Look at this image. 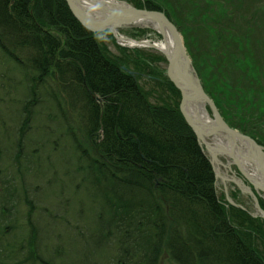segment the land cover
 <instances>
[{
    "label": "trees",
    "instance_id": "obj_1",
    "mask_svg": "<svg viewBox=\"0 0 264 264\" xmlns=\"http://www.w3.org/2000/svg\"><path fill=\"white\" fill-rule=\"evenodd\" d=\"M187 1L138 0L135 5L164 12L179 22L176 25L205 91L201 71L206 67L204 58L225 78L223 87L214 93L219 100L216 106L223 108L229 126L264 145V114L255 113L264 105V81L252 78L249 72L254 59L264 71V13L261 18L259 9L264 0H237L253 3L251 8L243 6L244 11L253 12L251 19L244 21L247 27L239 31L235 9L229 12L225 7L226 13L219 14L213 8L235 0H210L212 6L209 2ZM190 8L201 9L202 14L208 10L209 23L217 27L215 45H209L212 41L206 39L210 29L204 24V15L198 20L203 27L198 34L183 26L181 14ZM131 36L137 37V33ZM109 38L115 41L112 34ZM117 50L121 55L114 57L98 35L74 17L66 0H0V54L20 74L18 85H25V93L19 96L22 107L15 118L17 126L0 133V213L5 208L16 210L10 227L0 228L3 264H87L86 254L78 246L88 241L70 240L78 239L92 226V237L99 239L102 235L96 243L99 249L107 248L112 240L118 244L117 264H161L163 255L175 264H264V222L241 210H228L221 203L212 166L197 136L181 115L178 103H168L162 97L166 91L169 99H181L165 70L155 66L165 63V58L144 51L136 56L123 54L127 50L118 46ZM243 58L246 61L241 63ZM199 59L204 67L198 64ZM122 66L137 72V79ZM9 72L3 73L17 84L15 74ZM143 76L152 80L150 90L141 87ZM227 80L239 82L236 87L241 95ZM42 90L51 93L58 111L48 117L64 125V134L62 127L56 129L49 147L39 149L36 157L35 150L28 151L35 144L29 143L28 137L38 135L32 119L41 104ZM152 97L161 104L152 105ZM78 108L82 121L67 115L76 116ZM173 115L179 120H173ZM9 118L4 103L0 124H6ZM44 135L52 137V131ZM63 136L70 139V146L61 145ZM44 154L59 160L68 158L74 171L64 168L75 176L72 182L79 180L78 188L88 187L91 195H98L94 207L99 209V205L101 211L91 218L92 224L87 218L93 208L77 206L72 197L64 196L65 188L56 190L58 197L51 193L39 200L40 221L32 220L30 226L17 229L23 223L17 204L25 187L32 189L27 183L33 182L29 165H38L43 177L53 167V161ZM11 159L20 171L9 180L3 176ZM82 181L86 183L80 186ZM66 199L72 204L68 201L66 205ZM26 203L34 212V202L26 199ZM64 204L71 207L70 211ZM62 211L66 217L60 215ZM71 212L75 216L71 217ZM16 229L20 249L5 233Z\"/></svg>",
    "mask_w": 264,
    "mask_h": 264
},
{
    "label": "rangeland",
    "instance_id": "obj_2",
    "mask_svg": "<svg viewBox=\"0 0 264 264\" xmlns=\"http://www.w3.org/2000/svg\"><path fill=\"white\" fill-rule=\"evenodd\" d=\"M119 1H123L126 2L127 4L131 5L132 7L138 8L135 5V2H138V0H119ZM184 3L188 4L189 2L187 0H183ZM200 3L203 2H209V4L212 6L213 2L210 0H198ZM240 1V0H239ZM244 3H240L237 0H235L233 3L229 4V5H225L223 3L219 4V5H214V10L216 11L215 13H226V9L225 7L229 10V12L234 11L235 9V13L238 15V19H240L239 23L237 24V30L239 31V28H246L247 24H244L245 20L251 19L250 15H252L251 12L253 11H244L243 6H245L246 8H251L252 6V2H247V1H241ZM210 6V7H211ZM141 9V8H139ZM261 14L260 17L263 18L262 14L264 13V3L262 5H260L259 7ZM183 16L182 19V24L185 28L191 29L194 32H196L198 34V30L203 28V27H199V17L201 15H204L206 17L204 24L210 29L207 33L210 34L209 38H206L209 41H212V44L209 45H215L217 42V36L216 33L217 32V27L213 28L211 26V24L209 23L208 19H207V15H208V10L202 14V10L201 9H197V8H190L187 9L184 12V15L181 14ZM225 17H227V14H225ZM258 17V18H260ZM237 19V20H238ZM264 19V18H263ZM227 20V18H226ZM260 23L262 21L257 20ZM179 22H176V24ZM226 23V22H225ZM178 27V26H177ZM179 28V27H178ZM214 30V31H213ZM216 30V31H215ZM107 31L101 33V34H97L100 42L105 45L107 47V49L114 54V57H118L119 55H121V51L118 52L117 50V46L121 48L119 42L117 41V39H115V36L113 33H106ZM137 33V37L138 39H142V40H148V41H153V42H161L162 38L159 34L156 33V31L150 27L148 28H126V29H122L119 31L118 35L120 37V35H124V36H131V34L133 33ZM236 32V31H233ZM109 34H112L113 38L115 41H112V39L109 38ZM204 45H207L206 43H204ZM127 51L123 52V54H130L131 56H136V54L138 52L144 51L146 54L148 55H152V56H157V54H160L158 50L155 49H151V48H140V49H127L124 48ZM263 50V49H262ZM263 54V52H262ZM264 57V55H263ZM262 58V57H261ZM260 58V61H261ZM206 67H204L202 65V60L199 59V65L203 66L205 69H201L202 73H203V79H204V83H205V87L208 90V92H206L210 98L215 102H219V100L215 97V93L214 91L221 89L223 87V83L226 82L224 79V77H222V75L220 74V72H218V70H216V68L209 62L207 61L206 58L203 59ZM193 61V60H192ZM246 60L243 58L241 63H244ZM251 61V58H250ZM255 64H253L250 69L249 72L252 76V78L254 79H258L259 81H264V71L261 72L260 69L256 66V60L254 59ZM0 62H1V66L2 68H0V107H3V104L6 103L7 108H8V112H9V120H7L6 124H0V133L3 130H7L8 128L11 129L15 126H17V124H15V118L16 116H18V112L19 109H21L22 105L21 103H19L21 101V98H19V96L25 93V85L24 83H22L21 85H18V80L20 78V74L16 71V69L13 66H10L9 64H7L6 59L4 58V56L2 54H0ZM160 66L162 69H164L166 67V65L164 63H158L155 66ZM194 65V64H193ZM243 65V64H241ZM195 67V66H194ZM229 69V68H228ZM232 69H233V75L235 77H237L235 75L234 72V66L232 65ZM12 71L15 76H16V82L17 84H15V81L10 79L9 77H7L3 72H7L10 74L9 71ZM197 71V70H196ZM238 78V77H237ZM233 89H238L236 86L239 85V82L235 81L234 82L236 84H232V80H227ZM141 87L145 88L146 90H150L154 84L152 82V80L147 79L146 77H142L141 80L139 81ZM203 86V83H202ZM230 85H228V88H231ZM244 86V90H248V86L247 85H243ZM55 88V87H54ZM144 89V90H145ZM203 89L205 90L204 86ZM232 89V91H233ZM248 92V91H247ZM161 93V92H160ZM166 91H164V94H162L163 98L168 102V103H172V104H177L180 107V100L176 99V98H172L169 99L168 97H166ZM51 93L46 92L45 90H42V97H41V104L37 107V111L34 113L33 119H32V127H34L35 129V134H38L37 136L33 135V136H29L28 137V141L29 143H35L32 144V147L28 148V151H36V157H38V150L42 149V148H46L49 147L50 141L53 140L56 137V129H59V127H62L63 130V134H64V125L63 124H57V122H53L50 120V118L48 117V115H54L58 110L57 108L54 106L53 101H52V97L50 95ZM239 95H241L240 90L238 89V93ZM251 99L253 98V95L250 97ZM242 103H244V101H241ZM150 103L152 105L155 104H161V102H159L155 97H152L150 99ZM256 106H261V105H256ZM223 111V108L220 107L219 109V114L221 116V118L223 119V121L226 123L227 120L225 118V113ZM76 112V116L72 113L67 114L70 118L72 119H76L82 121L81 117H80V109H75ZM171 112V111H170ZM255 113H261L264 114V105L262 107H260L259 109H257V111H255ZM57 117V115L54 116V118L52 120H54ZM171 117V116H170ZM173 120L178 121L179 119L173 115ZM78 124L79 121H77ZM228 123V122H227ZM226 123V124H227ZM228 125V124H227ZM52 131V137L47 135H44L45 131ZM3 134V133H2ZM64 137V141H62L61 145H67L70 146L71 145V141L70 139H68V137L63 136ZM55 155V153L53 154ZM43 157H48V155L44 154ZM68 157V156H67ZM48 160H50L51 162L53 161V167L50 170V174L48 176H44L43 177V171L40 168L39 170V166L35 165V164H30V168H31V174L33 175V182H29V180L27 181V183L31 186L32 189L28 188L27 186L25 187V192L22 193V195L20 196V200L18 202V207L21 209L22 211V220L23 223L21 224L22 227L30 226L29 222L32 220L35 221H40V213L41 210L39 209V200L40 199H45V195L49 194L51 195V193H54L56 197L59 196V193L56 192L57 189H65L66 188V194H64V196L66 197H72V200L74 199L76 201V205L78 206V204L80 206H82V208H86V210H90L91 208H93L92 214L88 215L89 220L87 218V221L92 224V219L91 218H95L98 217V213L101 211V207L99 205H97V207H99V209H95V204L94 201L95 199H98V195H96L95 193H93L92 195L89 193L88 187L81 190L82 187L78 188V184H79V180L72 182L73 180H75V176L73 174H68L66 169L64 167H68V169L72 172L74 171L73 166L70 164L68 158H65L63 160H59L56 158H49ZM75 159H72V161H74ZM222 160V158H221ZM11 162L8 163L7 168L5 169V173L6 175L3 176L5 178H8L9 180L14 179L15 176H17V173L20 171V169L18 168V166L12 162V159L10 160ZM225 161V160H224ZM25 160L22 163L21 169L23 167ZM30 162H32L30 160ZM234 169V168H233ZM235 170V169H234ZM25 176L28 178H31V176H29L27 173H25ZM19 180V179H18ZM60 181V183L58 184V182ZM35 182V183H34ZM86 182L82 181L80 186H83ZM45 184H48V188H45ZM65 185H67L65 187ZM218 190V189H217ZM35 195H34V193ZM220 194V191H219ZM236 194V193H235ZM72 195V196H71ZM236 198L237 199H241L242 197L238 194H236ZM26 199H28L29 202H34V205L36 206L34 212H31L32 207L30 204L26 203ZM65 199V198H64ZM67 200V199H66ZM68 201H66V205L68 204ZM70 202V201H69ZM72 204V202H70ZM2 204V199L0 197V205ZM244 204L248 207L249 210L253 211V202L245 199L244 200ZM65 204L63 205L64 207L66 206ZM65 208H67L68 211H70V206H66ZM76 209V208H75ZM81 208L78 207V210H80ZM96 210V211H95ZM60 215L62 217H66L65 212H61ZM75 216L74 213L71 212V217ZM48 218V217H47ZM89 225V224H88ZM94 226H92V228H89L90 231H86L84 233H82L78 239H71V242H76L79 239H82L84 241H88V242H84L82 244H80L79 249L83 251L84 256H85V262L87 264H117L118 257H117V252H118V244L112 240V242L110 241L109 244V249L107 248H103V249H99L98 246L96 245V243L98 241H100V239L102 238V235H99V239L96 237V235H93V228ZM33 228H31V233H30V239L32 240L33 238ZM69 241V242H70ZM87 243H89L88 247H87ZM69 244V243H68ZM66 258V257H65ZM168 259L171 261V259L169 258V256H162L161 262L165 263V264H175L174 262H168ZM76 260V259H75ZM74 260V261H75ZM161 263V264H162ZM15 264V262H14ZM69 264H72V262H70ZM75 264V263H74Z\"/></svg>",
    "mask_w": 264,
    "mask_h": 264
},
{
    "label": "water",
    "instance_id": "obj_3",
    "mask_svg": "<svg viewBox=\"0 0 264 264\" xmlns=\"http://www.w3.org/2000/svg\"><path fill=\"white\" fill-rule=\"evenodd\" d=\"M66 2L74 17L83 27L92 33L108 30L119 40L117 32L126 28L149 27L154 24L158 25L163 31H168L170 38L167 44V50L163 53L167 60L166 76L181 93L180 111L185 121L194 130L200 143H204L206 146V138L209 140L215 138L216 140L223 139L227 141L228 147L230 148V155L241 169L242 174H244L257 189L264 192V147L258 145L251 137L230 128L223 121L216 105L205 93L201 80L193 65V61L187 52L183 36L176 23L171 18L166 16L163 12L138 9L119 0L109 1L117 3L112 4L110 7H98V4L93 0H66ZM85 4H90V7L85 6ZM159 34L163 38L162 41H165V32ZM128 39L140 41L144 44L135 47L132 46V48L154 49L148 40H135L128 37L122 38V40ZM122 69L131 76L136 77V72L125 66H123ZM197 99L200 103L198 106H196ZM96 100L98 102L102 101L99 97H96ZM189 105H191L192 110L197 113L198 108L208 113L207 106H209L215 120L211 119L209 115L208 118L210 122H207L206 118L203 116H193L189 111ZM210 152L213 156V160H216L215 153L212 151ZM236 154L252 166V170L255 171L257 177L252 178L244 172ZM258 210L262 217H264V211H262L260 207H258Z\"/></svg>",
    "mask_w": 264,
    "mask_h": 264
},
{
    "label": "bare ground",
    "instance_id": "obj_4",
    "mask_svg": "<svg viewBox=\"0 0 264 264\" xmlns=\"http://www.w3.org/2000/svg\"><path fill=\"white\" fill-rule=\"evenodd\" d=\"M96 4H98V7L100 6H107V7H110L112 6V4H117V3H113V2H109V1H112V0H93ZM85 6H88L90 7V4H85ZM150 28L154 29L156 32L158 33H164L165 32V35H166V40L165 41H161V42H149L152 47H154V49L164 53L166 52L167 50V44L169 42V34H168V31H163L158 25H150L149 26ZM121 44L122 45H126V46H140V45H144L142 42L140 41H132L130 39L128 40H122L121 41ZM192 101V100H191ZM193 102V101H192ZM194 103V102H193ZM200 103L197 99V105L198 106ZM189 111L190 113L193 115V116H196V115H200V116H203L206 118V121L207 122H210V119L208 118V113L206 111H204L203 109L201 108H198V113L196 111H193L192 108H191V105H189ZM206 143H207V146L209 147V150H212V148L214 147H217L218 145V141L217 140H209L208 138H206ZM219 156V153L217 154ZM225 157L227 158V155H225ZM218 158V157H217ZM231 178V177H230Z\"/></svg>",
    "mask_w": 264,
    "mask_h": 264
},
{
    "label": "flooded vegetation",
    "instance_id": "obj_5",
    "mask_svg": "<svg viewBox=\"0 0 264 264\" xmlns=\"http://www.w3.org/2000/svg\"><path fill=\"white\" fill-rule=\"evenodd\" d=\"M221 157L223 159H225L224 156H221ZM226 161L228 162V160H226ZM230 168L232 170H233V168H236L237 171H239V168L234 165L233 161H231V163H230ZM230 168L228 170L226 167L223 166L222 167L223 175L220 176V177H217V176L215 177V180L219 181V183L222 185V188H223L222 190H223L224 193L226 191L225 190V186H224V182H226V183H231L232 182V172L230 171ZM235 187H236V189H239L237 185H235ZM231 190L234 192L233 189H231ZM240 194L244 195L242 192ZM15 212H16V210H15L14 207L12 209L5 208L4 210H2V212L0 213V228L1 229H6V228L8 229L10 227L11 222H12L10 220H12V218L14 217ZM7 215H11L10 219H5V217ZM4 221H5V223H4ZM21 227H22V225L18 226L17 229H20ZM17 229L16 230H12V231H6L5 233H7L9 237L14 238L15 242L17 243V249H20V247H22V246H21V244L19 242V238H18V240L16 239ZM0 264H3V256L1 254V251H0Z\"/></svg>",
    "mask_w": 264,
    "mask_h": 264
}]
</instances>
